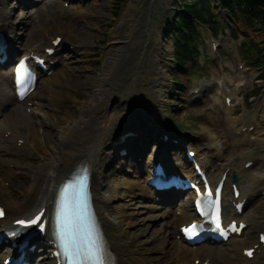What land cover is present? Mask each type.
<instances>
[{
    "label": "bare ground",
    "instance_id": "6f19581e",
    "mask_svg": "<svg viewBox=\"0 0 264 264\" xmlns=\"http://www.w3.org/2000/svg\"><path fill=\"white\" fill-rule=\"evenodd\" d=\"M98 1L99 9L90 17L86 12L72 7L80 17V22L75 24L78 29L72 26L56 27L51 33H46L42 41L33 44H24L23 38L26 34L28 36L34 23H39L42 28L43 17L54 15L58 11L64 12L67 0H10L1 3L5 5L0 8V31L6 35L12 57L19 52H24V56L32 53L44 55L45 50L53 48V42L58 37H63L62 43L57 48V55L51 60H58L64 72L71 74L75 81L55 82L47 79L42 88L46 89L49 83H52L60 88L58 91H69L72 84L77 81L87 90V99L73 114L59 121L40 102V93L35 92L26 102L17 106L14 114L5 117L3 111L9 106H15V100L8 92L3 96L4 106L0 114L5 119L0 125V204L7 209L8 214L1 223L0 230L6 229L14 221L31 218L41 208H46V215L51 216L53 211L51 202L54 201L59 184L76 169L77 165L84 164L90 168L93 206L109 255L115 264H179L180 262L194 264L199 260L200 255L204 256L202 261L210 258L212 264H221L225 258L230 257L231 253L239 264H251L258 260V256L251 262L246 260L241 254L243 248H238L237 244L233 245L232 250L218 246L197 248L199 251H195L194 247L177 241L178 228L194 221L193 206L189 201L178 200L156 204V195H153L148 185H144L145 177L141 175V170L135 172L137 180L134 179L128 191V201L120 203L119 206L115 205L121 199L118 174L126 168L125 158L131 156L135 162L139 159L142 162L144 157L146 163L144 167L149 173H151L149 168L156 160L167 163L169 172H172V168H176L186 173L187 171H183L177 165L171 167L168 152L181 150L187 142L194 145L197 139L191 135L168 133L162 128L164 124L160 115L166 109L169 93L166 69L170 68L169 63L173 61V50L169 39H166L165 29H153L152 24L149 29L144 27L146 24L144 13L148 17H153L161 0H153L147 12L143 11L142 0L129 1L118 25L121 30L126 29V34L118 35L105 47L106 57L103 59L101 69L89 67L94 60L88 59L94 55L91 38L105 34L102 27L110 18L105 12L106 4L102 0ZM172 6L173 4L170 8ZM68 10L70 11L71 8ZM139 13L140 16L137 17ZM68 24L73 25L71 22ZM14 27L20 32L17 33ZM23 30H26V33ZM80 33L83 37L78 39L76 36ZM145 37L150 42L149 47L145 52V49H142L138 54L135 51ZM136 58L139 61L130 67ZM127 72L132 75L129 81L126 80ZM59 74L60 72H56L53 75ZM236 80L237 86L246 84L245 78ZM230 81L234 83L235 79ZM50 89L46 100L48 103L60 100L61 96L65 98L53 87ZM30 107L32 113L28 115ZM225 111L229 110L226 108ZM231 113L228 112V123L231 122ZM23 123H27V129L31 128V133L24 139L21 132ZM236 132L237 130L232 129L234 145L239 141ZM144 135L146 137L142 139ZM165 135L170 137L167 141L163 140ZM173 139H178V143H174ZM22 140H25L23 147L20 146ZM143 143L148 145L147 149L150 151L148 154L143 151ZM216 143L220 147L218 149L223 150V144L220 141ZM195 144L197 146L193 152L209 150L211 155H208V162H204L203 165L207 167L208 164L211 169L215 161L221 158L220 151L213 153L210 144L199 145L198 142ZM39 145H46V149L41 150ZM124 151L126 155L121 154ZM22 155H29L33 162L35 161L34 166L24 167L18 163L16 158ZM198 160L200 161L199 156ZM183 161V168L188 169L185 157ZM225 171V169L217 171L212 178L215 184ZM234 172L242 176L246 174L242 167L240 173L231 171L228 175L231 192L226 194L224 208L232 217L231 220L244 221L248 228L240 238L233 241H244L246 244L254 242L255 245L258 244V234L262 233L257 227H253L255 220L247 217L245 212L242 216L235 214L229 203L233 198L231 177ZM256 178L263 180L264 174ZM253 181L255 186L252 185L251 193H247L241 187L242 198L248 197L249 201L256 196L255 189L261 188L263 184L257 179ZM9 182L12 183V190L4 186ZM140 199L154 202L153 206L143 205ZM176 206H179L178 211L184 213L183 217L175 216L172 208ZM142 209L150 210L152 213L146 220L142 218L144 215ZM147 221H152V225L146 224ZM155 226L160 227L156 233L153 231ZM160 229L167 231L161 235ZM152 231L154 233L151 235ZM45 241H49V238ZM233 241H229L227 245L233 244ZM227 245L222 244V246ZM238 251L239 256H237ZM38 252L42 254L45 250L41 249ZM41 258L45 260V264H54L46 253Z\"/></svg>",
    "mask_w": 264,
    "mask_h": 264
},
{
    "label": "rangeland",
    "instance_id": "374dc122",
    "mask_svg": "<svg viewBox=\"0 0 264 264\" xmlns=\"http://www.w3.org/2000/svg\"><path fill=\"white\" fill-rule=\"evenodd\" d=\"M4 1L10 0H0V8L4 7V3L1 5V3ZM102 1L106 4L105 12L110 18L105 21V24L102 27L105 30V34H99L98 37L91 38L92 53H94V55L88 58L89 60H94L89 67H97L99 69H101L103 59L106 57L105 47H107L108 44L118 35L126 34V29L121 30L118 25L120 23L122 14L129 3L128 2L125 5H119L116 0ZM152 1L153 0H142L141 5L144 12L148 11ZM98 3V0H67V4H69L71 8L70 11H58L54 15L43 17L42 28L40 27L41 25L39 26V23H34L33 27L28 32V36L26 34V36L23 38V43L33 44L36 41L40 42L46 37V33H51V30L55 29L56 27L63 28L66 26H72V28L75 27L78 29L75 24L80 22V17L78 14H76L77 11H75L72 7H77L79 11L86 12L87 16L90 17L99 9L97 6ZM217 3L218 2L216 1V4ZM172 4L173 6L170 8V5ZM184 4L185 0H161L158 8L153 14V17H148L144 13L146 21L144 27L149 29L152 24L153 29H165L167 31V33H165L167 35L166 39H169L173 50V61L169 63L170 68L166 69V83L168 85L169 93L167 94L168 97L166 99L168 102L166 109L160 115V118L164 124L162 125V128H165L166 131L177 135H191L197 139L196 142L201 144H210L212 146L213 153H217L219 150L218 148L220 147L217 146L218 143L216 142L220 141L224 148L223 150H219L221 153V161L217 162L218 165L222 166L223 168L229 167L232 170H241V165L243 164L244 159L253 160L255 162H257L260 158L264 159V83L263 81L259 80V76L262 72L252 70L247 66H244L245 64L242 63V60L237 57L239 54V43L231 37L230 33L227 32L225 36L218 37L217 41L221 48L217 53H215L211 50V44L207 32H204L205 46L201 48L202 57L200 61L202 64L207 62V67L213 75L210 76L208 80H194L189 83V81L184 78L186 71L179 69V67L174 62L175 50L171 40L173 31L175 29L176 12H178V7H182ZM20 13L21 11L19 10V14ZM217 14L219 20H225V16L222 12L217 10ZM139 16L140 13L137 15V17ZM69 22L73 23V25L68 24ZM237 23L238 26H241L238 31L243 37L247 36L256 43L264 45V33H259L252 29L244 28L242 23ZM234 26L236 27L235 24ZM13 29L16 30L17 33L20 32L15 27ZM23 31L26 33V30ZM76 37L81 39L83 34L80 33V35H77ZM147 40L148 39L145 37L143 42L139 44L138 48L136 49V53L140 54L142 49H145L144 52L146 51L150 44V42ZM95 59H98V61H95ZM138 61L139 59L136 58L135 61L130 64V67H133ZM241 64L243 68L240 67ZM126 74H128V78L126 80L129 81L132 75L130 72H127ZM175 78L183 81L184 86L173 83V79ZM237 78L246 79V84L240 89H237L235 83H231L230 81L231 79ZM10 79L11 74L8 67L0 70V112L4 106L2 101L3 96L7 92L12 94V84ZM47 79H51L55 82H65L66 80L75 81V78L71 74L64 72L61 68L60 74L58 76L43 78L40 81L36 91V93H40V102H42L59 121H61L64 117L73 114L77 108L81 107V103L87 99V90L80 82L76 81L73 83L72 88L69 91H58L60 88H57V86L52 83H49L46 89L42 88L45 80ZM222 85L225 86L222 87ZM52 87L58 93L64 95L65 98L61 96L60 100L48 103L46 100L49 97V92L51 90L50 88ZM218 87L221 91L218 90ZM196 90H201V94L199 96L195 95ZM224 96H230L234 99L233 105L235 106L232 108L233 111L231 115V122L229 123L227 122L228 111L226 112L224 107ZM247 99L249 100L247 103H245L244 100ZM17 106V104L15 106H9L5 111H3L5 117L9 114H14L17 110ZM0 116H2V114H0ZM5 117L2 116L0 119V125L2 124V121L5 119ZM26 124L27 123L22 124L23 129L21 132L23 133V139L31 133V128L27 129ZM245 124L254 125L257 128V131L252 135L248 134V136L245 137L247 140L250 139L251 141L244 142L241 144V146H234L232 140V129L238 130L242 125ZM161 130L162 129L160 128L159 131ZM251 136L254 137L251 139ZM145 137L146 136L144 135L142 139ZM144 146H146V144H144ZM39 148L41 150H45L46 145H39ZM207 153H209V150L201 152V154H203L202 157L206 158ZM177 156L179 159L180 154ZM16 160L24 167H30L31 165L34 166L35 163V161L33 162V160H31L27 155L19 156L16 158ZM124 161L127 163L126 168L124 171H120L118 174L121 199L115 203L117 206H119L120 203L123 204L124 202L128 201V191L133 185L135 172H137L138 169L140 171V169L145 168L142 163L134 162L131 158H125ZM263 174L264 162L260 161L253 171H248L247 174L244 175L245 178L241 176L242 185L244 186L246 184V178L247 180L253 181L254 177L261 176ZM11 184L12 183L9 182L4 184V186L7 189L12 190L13 188H11ZM144 185H146L145 181ZM139 201L147 207L153 206L154 203L150 200L146 201L140 199ZM143 209L142 213H144V215L142 218L146 220L152 213L150 210ZM145 209L149 208L145 207ZM246 215L250 219L255 220L254 226L258 225L260 231H263L264 199L249 207ZM149 223L152 225V221L146 222V224ZM159 228L160 227L157 226L155 229L153 228V231L156 233L157 229ZM164 230L167 231V229ZM153 231L150 233L151 235L154 233ZM252 244L253 243H248L246 247H250ZM225 249L231 250L233 248L226 246ZM201 257L202 255L198 256V258L202 259ZM179 264H183V262H180ZM221 264L239 263L234 257L230 256L225 258ZM253 264H264V258L258 259L257 261L253 262Z\"/></svg>",
    "mask_w": 264,
    "mask_h": 264
},
{
    "label": "snow or ice",
    "instance_id": "6c2138e0",
    "mask_svg": "<svg viewBox=\"0 0 264 264\" xmlns=\"http://www.w3.org/2000/svg\"><path fill=\"white\" fill-rule=\"evenodd\" d=\"M31 79V73L24 64H21L17 70V84L21 86L22 93L27 90V82ZM84 196L83 178L74 181L72 184L65 185L61 190L60 202L55 213L54 236L59 243L58 255L63 256L65 264H105V255L102 242L91 232L88 240L85 242L81 235L82 215L80 205ZM209 202L206 204L207 213L202 211V215H208L212 219V209L215 207L216 201H211V193L208 194ZM4 215L3 209H0V217ZM42 215V214H41ZM19 225L28 227L40 224L41 230L43 226L41 216H36L33 220L25 222L23 220L17 222ZM215 230L223 233L221 224L214 221ZM233 230H237L233 226ZM189 239L197 235V226L182 230ZM16 235V233H13ZM251 255V253H249Z\"/></svg>",
    "mask_w": 264,
    "mask_h": 264
},
{
    "label": "trees",
    "instance_id": "16d2710c",
    "mask_svg": "<svg viewBox=\"0 0 264 264\" xmlns=\"http://www.w3.org/2000/svg\"><path fill=\"white\" fill-rule=\"evenodd\" d=\"M116 1L119 5H124L129 0ZM211 2V0H187L182 10L185 14L180 13L176 16V31L173 38L176 60L185 68L195 69V72L199 70L196 67L201 43V34L195 23L210 28L216 34L220 32ZM222 4L229 14L237 16L238 13L247 26L257 28L259 32L264 31V0H233V2L222 0ZM242 51L250 66L257 69L264 68V50L258 45L245 40Z\"/></svg>",
    "mask_w": 264,
    "mask_h": 264
}]
</instances>
